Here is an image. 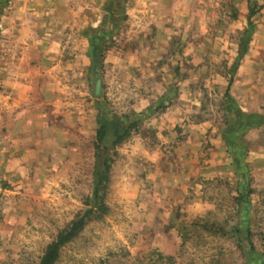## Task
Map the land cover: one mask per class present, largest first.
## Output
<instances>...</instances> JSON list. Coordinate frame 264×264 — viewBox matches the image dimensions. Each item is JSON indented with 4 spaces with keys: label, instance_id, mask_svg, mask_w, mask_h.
I'll use <instances>...</instances> for the list:
<instances>
[{
    "label": "rangeland",
    "instance_id": "obj_1",
    "mask_svg": "<svg viewBox=\"0 0 264 264\" xmlns=\"http://www.w3.org/2000/svg\"><path fill=\"white\" fill-rule=\"evenodd\" d=\"M99 114L132 127L53 264L262 263L264 0H0V264L95 204Z\"/></svg>",
    "mask_w": 264,
    "mask_h": 264
},
{
    "label": "trees",
    "instance_id": "obj_2",
    "mask_svg": "<svg viewBox=\"0 0 264 264\" xmlns=\"http://www.w3.org/2000/svg\"><path fill=\"white\" fill-rule=\"evenodd\" d=\"M98 80L96 79V84H98ZM231 81H229L228 86L226 88L225 94L227 97H229V85ZM97 93V89L96 92ZM98 123L99 126L96 130V148L98 151L96 166H95V185L93 189V198L95 199V204L86 209V211L80 216L78 219L74 220L70 227L62 232L58 238L53 241L47 248L45 254L41 258V261L39 264H53L57 257L60 248L69 242L72 238L76 236V234L83 228V226L86 223V219L95 214L98 213L97 210H103L104 205L100 203V186L103 183L104 175L106 173V169L108 167V161L106 157V151L108 150V144L107 137L109 134L112 136L111 145H115L119 143L128 133L131 129V125L122 124L118 121L115 123H111L109 120H107L103 115H98ZM261 264H264V260Z\"/></svg>",
    "mask_w": 264,
    "mask_h": 264
}]
</instances>
